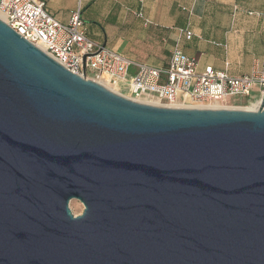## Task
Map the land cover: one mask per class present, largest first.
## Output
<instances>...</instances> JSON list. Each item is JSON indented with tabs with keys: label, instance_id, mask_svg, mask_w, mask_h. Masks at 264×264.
<instances>
[{
	"label": "water",
	"instance_id": "water-1",
	"mask_svg": "<svg viewBox=\"0 0 264 264\" xmlns=\"http://www.w3.org/2000/svg\"><path fill=\"white\" fill-rule=\"evenodd\" d=\"M0 264H264V92L138 103L0 20Z\"/></svg>",
	"mask_w": 264,
	"mask_h": 264
},
{
	"label": "crops",
	"instance_id": "crops-1",
	"mask_svg": "<svg viewBox=\"0 0 264 264\" xmlns=\"http://www.w3.org/2000/svg\"><path fill=\"white\" fill-rule=\"evenodd\" d=\"M42 1L62 24L79 9L93 42L140 64L166 67L178 49L196 59L200 71L210 66L237 78L264 57V0ZM238 99L234 103L255 110L261 94L255 88L249 98Z\"/></svg>",
	"mask_w": 264,
	"mask_h": 264
},
{
	"label": "built area",
	"instance_id": "built-area-1",
	"mask_svg": "<svg viewBox=\"0 0 264 264\" xmlns=\"http://www.w3.org/2000/svg\"><path fill=\"white\" fill-rule=\"evenodd\" d=\"M0 17L69 72L131 101L168 108L246 110L248 106L232 105L234 100L249 98L255 88L261 96L264 92V57L258 68L237 78L210 66L200 71L197 60L178 49L172 50L166 67L157 68L93 42L79 9L62 24L47 12L42 0H0Z\"/></svg>",
	"mask_w": 264,
	"mask_h": 264
},
{
	"label": "bare ground",
	"instance_id": "bare-ground-1",
	"mask_svg": "<svg viewBox=\"0 0 264 264\" xmlns=\"http://www.w3.org/2000/svg\"><path fill=\"white\" fill-rule=\"evenodd\" d=\"M0 20H1V17H0ZM138 103H143V104H144V102H138ZM145 104H147V103H145ZM148 105L159 106V107H165V106H160V105L155 104V103H148ZM257 106H258V105H257ZM257 106H256L255 108H253V109H256ZM197 109H200V108H197ZM211 109L216 110V109H218V108H217V107H213V108H211ZM229 109L232 110V108H229ZM246 110H250V109L247 107Z\"/></svg>",
	"mask_w": 264,
	"mask_h": 264
},
{
	"label": "rangeland",
	"instance_id": "rangeland-1",
	"mask_svg": "<svg viewBox=\"0 0 264 264\" xmlns=\"http://www.w3.org/2000/svg\"><path fill=\"white\" fill-rule=\"evenodd\" d=\"M243 99H245V98H243ZM240 100H241V98L238 99L237 101L239 102ZM232 105H234V106H238L239 104H238V103H234V104H232Z\"/></svg>",
	"mask_w": 264,
	"mask_h": 264
}]
</instances>
